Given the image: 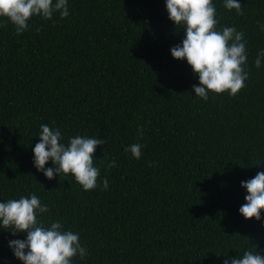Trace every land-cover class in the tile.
I'll return each instance as SVG.
<instances>
[{"label":"trees","instance_id":"obj_1","mask_svg":"<svg viewBox=\"0 0 264 264\" xmlns=\"http://www.w3.org/2000/svg\"><path fill=\"white\" fill-rule=\"evenodd\" d=\"M224 2L212 0L217 29L243 32L248 79L237 95L207 100L195 96L199 80L186 60L170 54L185 33L165 0H67L66 18L34 16L19 35L10 22L0 27V202L38 196L48 206L38 221H59L87 249L72 264L264 255V211L259 221L239 213L241 182L264 172V61L254 65L264 50V0H237L242 15ZM41 124L58 128L65 145L78 135L105 141L94 153L95 189L36 170ZM135 143L139 160L124 151ZM14 239L26 233L0 227V264H22L8 246Z\"/></svg>","mask_w":264,"mask_h":264},{"label":"clouds","instance_id":"obj_2","mask_svg":"<svg viewBox=\"0 0 264 264\" xmlns=\"http://www.w3.org/2000/svg\"><path fill=\"white\" fill-rule=\"evenodd\" d=\"M165 7L169 20L184 30L183 40L170 49V54L176 60H186L193 74L198 76L199 86L194 85L192 89L195 96L207 100L210 92L237 95L248 79V72L243 67L247 61L243 32L234 27L217 29L216 8L212 0H165ZM224 7L243 14L237 0H225ZM57 12L61 19L70 14L67 0H0V18H6L0 27L10 22L19 35L28 28L32 17L51 20ZM262 61L264 50L254 61L257 69ZM138 133L142 136L143 128H138ZM61 140L58 128L40 125L39 142L32 149L36 170L43 172L48 180L71 174L84 191L95 189L100 169L94 166V153L105 141L79 135L70 138L67 145ZM141 148V144L135 143L124 151L139 160ZM49 160L53 167L45 168ZM114 166L113 160L108 167ZM241 187L246 189L247 195L239 208L240 215L245 220L254 218L259 221L261 211H264V172H257L254 178L242 181ZM102 188L108 189L107 179L102 181ZM47 211L48 206L42 205L35 194L0 202V227L10 229L13 236L18 232L26 233L24 240L9 241L14 257L22 264H72V258L77 255L83 259L88 253L82 247L78 233L63 230L59 221L52 222L49 227L38 221V214ZM223 264H264V255L245 251L242 256L225 259Z\"/></svg>","mask_w":264,"mask_h":264}]
</instances>
